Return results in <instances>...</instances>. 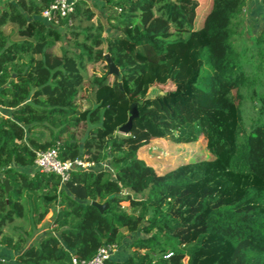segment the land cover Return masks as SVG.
Instances as JSON below:
<instances>
[{
	"label": "trees",
	"instance_id": "trees-1",
	"mask_svg": "<svg viewBox=\"0 0 264 264\" xmlns=\"http://www.w3.org/2000/svg\"><path fill=\"white\" fill-rule=\"evenodd\" d=\"M53 1L0 13V264L90 261L105 246L118 251L104 264H264V34L253 75L233 44L249 0H81L56 26L41 16ZM89 3L110 13L82 27ZM50 149L95 166L62 182L35 168Z\"/></svg>",
	"mask_w": 264,
	"mask_h": 264
},
{
	"label": "rangeland",
	"instance_id": "rangeland-1",
	"mask_svg": "<svg viewBox=\"0 0 264 264\" xmlns=\"http://www.w3.org/2000/svg\"><path fill=\"white\" fill-rule=\"evenodd\" d=\"M90 6L94 9L96 12L95 17L91 21H86V19L83 17L81 18V26L82 27H87L92 24H98L99 21L104 20L106 17L105 15L109 12H107V9L105 7H101V5H94L92 3H89ZM253 9V11H252ZM110 13V12H109ZM238 22V21H237ZM73 24L79 25L78 21L73 20ZM107 34H110V31H107ZM264 34V12H263V7L257 6V1L256 0H249V4L246 7L245 12L242 14L241 19H240V26L238 27L237 34L235 37H233V44L235 48L239 51L241 54V63L242 67L250 74L253 75L257 69V66L259 64V59H258V51L256 50V44L255 40L257 36H260ZM105 68L104 64H90L87 67V72H86V88L88 89L89 87V82L91 77L93 76V73H96L97 75L103 74ZM85 94V91L83 92ZM83 103V102H82ZM251 105L246 106L245 105V112L246 114H249L251 111ZM167 146V144H164ZM209 155V154H208ZM188 156V155H187ZM189 156L197 158L199 157L198 152H191L189 153ZM142 158L148 162L150 165L153 167H156L158 165L157 159L155 158L154 154L150 153H144L142 155ZM103 168H108L110 169L109 164H103ZM51 215L52 213H49L45 220L47 223L51 222ZM46 223V222H45ZM13 225L20 226L22 225L25 230L28 232H31L33 227L31 225H28L25 220H16ZM40 230H34V235L31 239H29V245L37 244L45 235L49 234L50 229L48 224H45V226L40 227ZM6 233H13L11 229H7ZM139 236H142V234H139ZM133 238L130 236L128 238L129 241H131ZM127 243H129L127 241ZM124 253H129V247L126 246L124 249Z\"/></svg>",
	"mask_w": 264,
	"mask_h": 264
},
{
	"label": "built area",
	"instance_id": "built-area-1",
	"mask_svg": "<svg viewBox=\"0 0 264 264\" xmlns=\"http://www.w3.org/2000/svg\"><path fill=\"white\" fill-rule=\"evenodd\" d=\"M79 1L81 0H54L53 3L42 12L41 16L44 21L56 26L61 20L68 18L75 12L76 5ZM94 166V164L84 163L80 159L62 162L59 159V154L56 149L39 152L35 162V168L38 171L43 173H55L61 177L62 182H66L69 179L71 171L75 169L91 170ZM117 251L118 247L116 246H105L99 249L97 255L92 260L84 261L72 257L70 264H104V262L110 260ZM170 256L171 255L168 257Z\"/></svg>",
	"mask_w": 264,
	"mask_h": 264
},
{
	"label": "water",
	"instance_id": "water-1",
	"mask_svg": "<svg viewBox=\"0 0 264 264\" xmlns=\"http://www.w3.org/2000/svg\"><path fill=\"white\" fill-rule=\"evenodd\" d=\"M105 59L109 68L108 71L109 75L120 77L119 69L117 68L111 57L107 54L105 55ZM137 117H138L137 103H134L131 105L129 121L119 129V132L124 135L128 134L131 130L133 120L136 119ZM5 183H6V188L9 189L8 182ZM92 205L97 209H99V211H101L102 213L105 212L109 207L108 203L99 204L98 202H93Z\"/></svg>",
	"mask_w": 264,
	"mask_h": 264
},
{
	"label": "crops",
	"instance_id": "crops-1",
	"mask_svg": "<svg viewBox=\"0 0 264 264\" xmlns=\"http://www.w3.org/2000/svg\"><path fill=\"white\" fill-rule=\"evenodd\" d=\"M6 1H8V0L0 1V13H1L2 10H3ZM0 111H1V110H0ZM0 250H1V248H0ZM11 255H12L13 257L9 256V257H7V258H3V260L5 261L6 264H16V263H15V260H14L15 254L11 253Z\"/></svg>",
	"mask_w": 264,
	"mask_h": 264
}]
</instances>
